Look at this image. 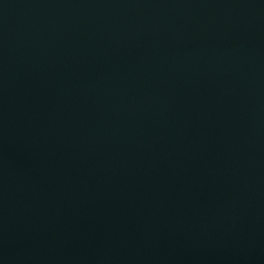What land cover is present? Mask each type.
I'll use <instances>...</instances> for the list:
<instances>
[{"label":"water","instance_id":"water-1","mask_svg":"<svg viewBox=\"0 0 264 264\" xmlns=\"http://www.w3.org/2000/svg\"><path fill=\"white\" fill-rule=\"evenodd\" d=\"M0 264H264V0H0Z\"/></svg>","mask_w":264,"mask_h":264}]
</instances>
